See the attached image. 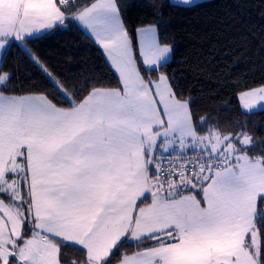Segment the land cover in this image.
I'll use <instances>...</instances> for the list:
<instances>
[{"label":"snow or ice","instance_id":"1","mask_svg":"<svg viewBox=\"0 0 264 264\" xmlns=\"http://www.w3.org/2000/svg\"><path fill=\"white\" fill-rule=\"evenodd\" d=\"M127 7L128 0L0 7V264H62L57 241L82 253L63 264H264V149L253 151L264 141L199 135L192 101L160 71L172 47L152 28L138 30L137 44L122 20ZM73 19L101 46L119 87L73 88L74 101L73 86L28 47ZM13 47L67 107L52 92L8 87L14 73L3 69ZM238 100L246 110L264 106V86ZM186 145L193 154L199 146L196 159Z\"/></svg>","mask_w":264,"mask_h":264},{"label":"trees","instance_id":"2","mask_svg":"<svg viewBox=\"0 0 264 264\" xmlns=\"http://www.w3.org/2000/svg\"><path fill=\"white\" fill-rule=\"evenodd\" d=\"M122 19L134 41L139 29L155 28L161 42L172 47L173 60L160 71L170 75L192 101L194 120L199 118V135L218 131L264 141V111L244 113L238 100L242 90L264 86V0H210L192 7L175 6L169 0H128ZM28 47L43 58L58 81L73 86L67 91L74 101L78 97L73 88L86 93L93 85L120 86L102 52L72 21L34 38ZM3 70L14 73L8 87L22 93L52 92L54 103L68 106L53 91L48 77L15 47ZM261 149L264 145H257L253 151L259 154ZM58 246L62 264L65 259L81 260L78 248ZM136 247L131 245L133 250Z\"/></svg>","mask_w":264,"mask_h":264},{"label":"crops","instance_id":"3","mask_svg":"<svg viewBox=\"0 0 264 264\" xmlns=\"http://www.w3.org/2000/svg\"><path fill=\"white\" fill-rule=\"evenodd\" d=\"M81 1H83V0H80V2ZM206 1H210V0H188V2H186V0H169V2L172 4V5H175V6H180V7H192V6H195V5H198V4H200V3H203V2H206ZM12 2H14V0H0V7H3L4 5H7V4H10V3H12ZM123 20V19H122ZM93 43H94V45L96 46V47H98L99 48V50L102 52V54H103V56H104V58H105V60H106V57H105V54L103 53V51H102V48H101V46L97 43V42H95V40H94V38L91 36V34H90V32L86 29V28H84L81 24H80V22L78 21V20H75V19H73V20H71ZM152 29H154L155 30V32H156V34H157V36H158V38H159V34H158V31L155 29V28H152ZM51 30H46V31H44L43 33H40V34H37V36L36 37H34V38H38V37H41V36H43V35H45V34H47L48 32H50ZM137 44H138V41H139V34H138V32H137ZM172 56H173V54H172V52L168 55V57L166 58V60L163 62V64L164 65H166V64H168V63H170L171 62V60H172ZM107 62V61H106ZM107 64L109 65V67L111 68V70L114 72V74L117 76V78H118V73H116L115 72V70H114V68H112L111 66H110V62H107ZM3 86V85H2ZM239 106H240V108H241V110L244 112V113H247V114H251V113H257V112H260V111H264V106H261V105H257L256 107H254L253 109H251V110H246V109H243V107H242V103L239 101ZM261 108H263V109H261ZM176 147V152H174L173 154H177L178 152H179V149H178V146H175ZM196 147V152L195 153H199V146H195ZM169 151L170 152H172L173 151V149L172 148H170L169 149ZM184 152H185V154L186 155H188V154H193V153H189L188 152V145H186V148L184 149ZM194 153V154H195ZM57 243L58 244H60L59 243V241H57Z\"/></svg>","mask_w":264,"mask_h":264},{"label":"built area","instance_id":"4","mask_svg":"<svg viewBox=\"0 0 264 264\" xmlns=\"http://www.w3.org/2000/svg\"><path fill=\"white\" fill-rule=\"evenodd\" d=\"M165 155H166L165 163H167V160H168V159H172V158H173L174 156H176L177 154H173V156H167V154H165ZM186 156L190 157L191 159H196V158L199 156V153L188 154V155H186Z\"/></svg>","mask_w":264,"mask_h":264},{"label":"rangeland","instance_id":"5","mask_svg":"<svg viewBox=\"0 0 264 264\" xmlns=\"http://www.w3.org/2000/svg\"><path fill=\"white\" fill-rule=\"evenodd\" d=\"M172 60H173V56H172ZM172 60H171V61H172ZM3 86H4V85H3ZM1 87H2V85H0V88H1ZM261 109H263V108H261Z\"/></svg>","mask_w":264,"mask_h":264}]
</instances>
